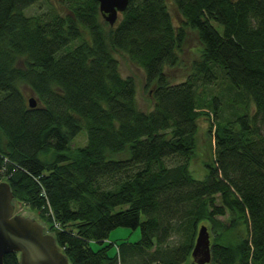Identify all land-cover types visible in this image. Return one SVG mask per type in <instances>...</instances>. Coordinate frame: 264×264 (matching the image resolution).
I'll list each match as a JSON object with an SVG mask.
<instances>
[{
  "label": "trees",
  "instance_id": "obj_1",
  "mask_svg": "<svg viewBox=\"0 0 264 264\" xmlns=\"http://www.w3.org/2000/svg\"><path fill=\"white\" fill-rule=\"evenodd\" d=\"M43 2L49 12L27 13ZM189 30L200 55L175 82L166 69L181 66ZM116 51L143 69L151 108ZM203 116L214 151L200 179L190 162ZM4 157L15 202L71 264L196 263L203 222L209 264H264V0H130L114 26L97 0H0ZM119 227L141 235L107 243Z\"/></svg>",
  "mask_w": 264,
  "mask_h": 264
},
{
  "label": "water",
  "instance_id": "obj_2",
  "mask_svg": "<svg viewBox=\"0 0 264 264\" xmlns=\"http://www.w3.org/2000/svg\"><path fill=\"white\" fill-rule=\"evenodd\" d=\"M103 19L111 26L119 20L130 0H97ZM36 107V98H30ZM9 253L19 254V264H71L56 236L34 217L16 213L10 182L0 181V264ZM192 256L197 264L212 260L210 233L206 226L199 230Z\"/></svg>",
  "mask_w": 264,
  "mask_h": 264
},
{
  "label": "rangeland",
  "instance_id": "obj_3",
  "mask_svg": "<svg viewBox=\"0 0 264 264\" xmlns=\"http://www.w3.org/2000/svg\"><path fill=\"white\" fill-rule=\"evenodd\" d=\"M171 14L175 20L176 24H179L181 22L182 16L179 14L176 6L173 3H170L169 5ZM50 8L46 2H43L38 5H34L31 8H29L27 11L28 14H36V13H47L49 12ZM200 50H201V44L198 40V35L196 31L189 30L188 31V39L186 41L185 47L183 52L181 53V59H182V64L181 66H178L175 69H166V73L170 79H172L175 82H178L187 75L189 71V66L192 63V60L200 55ZM115 56L120 62V68H121V73L123 76H134L137 82V98L139 105L142 109H149L152 106V100L150 94L145 91L144 87L146 85V77L145 73L142 68L138 67L134 63L130 61L127 55L116 51ZM19 65L23 66L22 61L19 62ZM25 91L27 93V98L28 100L30 98H36V96L33 94V92L28 88L24 87ZM213 89V88H211ZM213 121V120H212ZM212 121H208L206 117H201L199 119V132L197 135L198 139V147L195 152L194 157L192 158L190 162V170L193 173V175L197 178L203 179L206 176L207 173V167L206 163L211 160L212 153L214 151V144L210 142V139L208 138L209 134V128L210 124ZM87 143V134L85 131H82L73 141V148L84 146ZM15 204V211L16 213L23 214L25 216L29 217H34L38 221H40L44 226L45 229L47 230V224L43 222L40 218L39 215L36 211L31 210L28 206L22 204V203H16L14 200ZM222 220L226 223H228V216L226 217H221ZM202 226H206L210 235V239L213 241L215 239V233L212 231V228L209 223L203 222L200 224V228ZM47 232H49L47 230ZM141 233L140 230H133L127 227H119L114 229L110 235L109 238L107 239V243L111 242H120L122 239H130L132 241L139 239ZM179 238L178 234H174V238L171 240V242L177 241ZM235 237L232 235L226 236V240H233ZM211 241V242H212ZM234 241V240H233ZM116 250V246L113 247L111 250V253H114ZM190 264H196L193 262V259L191 258L189 260Z\"/></svg>",
  "mask_w": 264,
  "mask_h": 264
},
{
  "label": "built area",
  "instance_id": "obj_4",
  "mask_svg": "<svg viewBox=\"0 0 264 264\" xmlns=\"http://www.w3.org/2000/svg\"><path fill=\"white\" fill-rule=\"evenodd\" d=\"M4 163V164H3ZM8 159L4 157L2 163H0V180H7L9 179V174H11V171L9 170L8 165Z\"/></svg>",
  "mask_w": 264,
  "mask_h": 264
},
{
  "label": "bare ground",
  "instance_id": "obj_5",
  "mask_svg": "<svg viewBox=\"0 0 264 264\" xmlns=\"http://www.w3.org/2000/svg\"><path fill=\"white\" fill-rule=\"evenodd\" d=\"M0 181H7V180H4V179H3V180H0ZM7 182H8V181H7Z\"/></svg>",
  "mask_w": 264,
  "mask_h": 264
}]
</instances>
